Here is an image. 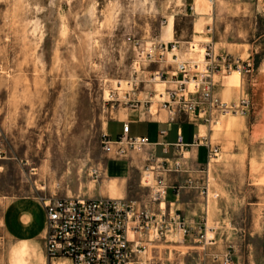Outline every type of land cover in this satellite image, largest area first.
<instances>
[{"label": "rangeland", "instance_id": "rangeland-1", "mask_svg": "<svg viewBox=\"0 0 264 264\" xmlns=\"http://www.w3.org/2000/svg\"><path fill=\"white\" fill-rule=\"evenodd\" d=\"M212 41L229 45L238 68L253 66L239 77L229 76L233 70L214 77L222 101L247 103L245 115L221 116L211 129L220 155L202 170L215 245L170 236L146 245L140 260L221 264L229 251L231 264H264V0H0V201L95 199L106 162H129L134 153L117 157L101 146L108 120L128 111L118 83L149 80L147 72L171 65L170 55L148 64L160 43L176 42L187 59L194 55H185L186 43L202 53ZM119 133L110 124L111 138ZM146 165L142 196L154 185ZM199 198L201 214L191 223L205 212ZM1 249L4 263L30 264L16 247Z\"/></svg>", "mask_w": 264, "mask_h": 264}, {"label": "built area", "instance_id": "built-area-1", "mask_svg": "<svg viewBox=\"0 0 264 264\" xmlns=\"http://www.w3.org/2000/svg\"><path fill=\"white\" fill-rule=\"evenodd\" d=\"M185 46V55L193 57L183 59L178 54L181 50L176 42L154 46L147 55L150 59L148 64L165 63V55L170 51L171 65L147 72L149 80L134 76L129 81L118 83L117 89L126 87L123 94L126 109L151 113L155 107V110L166 112L172 121L180 114L191 116L209 130L218 124L221 116L245 115V100H239L237 104L226 103L217 96L214 77L231 70L239 75L249 74L252 64L241 63L240 69L238 61H232L226 55L216 56L210 44L201 45L202 53L196 51L191 43ZM145 85H152V91L145 92ZM156 86H163V90L157 91ZM149 145L147 138L129 136L127 124L122 125L121 135L116 141H111L104 133L101 136L102 150L117 157H123L127 151H141ZM175 146L181 154L183 144L180 135ZM198 146L208 149L207 166L217 161L220 149L211 145L207 136L198 134L194 138L192 147ZM146 162L149 166L145 168V173L153 175L155 169L150 165L153 160ZM174 169H179L177 163ZM187 186L199 192L205 205L204 215L192 223L179 212L153 213L134 202L121 199H41L46 259H65L70 264H142L140 258L146 245L176 235L197 241L203 249L213 247L215 241L207 223V183L201 186L188 181ZM166 189L163 180L157 179L151 189V202L159 204L165 198ZM211 258L214 263L218 256ZM220 259L221 264H231L230 252L226 251Z\"/></svg>", "mask_w": 264, "mask_h": 264}, {"label": "crops", "instance_id": "crops-1", "mask_svg": "<svg viewBox=\"0 0 264 264\" xmlns=\"http://www.w3.org/2000/svg\"><path fill=\"white\" fill-rule=\"evenodd\" d=\"M206 39L211 42L209 37ZM212 43L216 56L229 55V45L219 44L218 41H212ZM231 84L229 78L226 86L234 88ZM217 96H221L219 92ZM112 123H116L120 129L119 135L114 138H111L109 134ZM124 124L129 126V136L147 138L150 145L138 151L139 154L135 151L130 153L131 161L129 162L118 160L106 162L102 172L103 180L98 185L100 191L94 198L131 201L153 213L179 212L186 220L199 216L202 210L199 197L202 196L198 191L188 188L187 183L192 181L201 186L208 183V174L202 170L207 165L208 149L204 146L192 147V144L198 134L207 136L211 144V130L191 116L180 114L172 121L168 114L161 110H155L153 113L138 110L125 111L114 119L108 120L103 129L104 134L111 141H116L121 135ZM178 135L181 136L184 147L181 154L175 146ZM148 159L153 160L150 165L154 167L155 172L152 177L154 185L151 188L147 187L149 189L147 192L152 193L151 189L160 178L167 187L165 198L159 204L151 202V194L142 196L141 193L143 192L142 170ZM176 163L179 167L177 170L174 169ZM110 168L114 171L111 177ZM7 199L0 201L1 246L11 249L16 247L26 253L30 264H70L65 259L48 261L45 257V218L42 206L28 196ZM1 246L0 264H7L3 261L4 249H1Z\"/></svg>", "mask_w": 264, "mask_h": 264}, {"label": "bare ground", "instance_id": "bare-ground-1", "mask_svg": "<svg viewBox=\"0 0 264 264\" xmlns=\"http://www.w3.org/2000/svg\"><path fill=\"white\" fill-rule=\"evenodd\" d=\"M167 56H169V53L167 54ZM230 75H231V76H232V75H236V76H238V77L240 76L239 73H237V72H234V73H232V74H229V76H230ZM233 79H234V78H233Z\"/></svg>", "mask_w": 264, "mask_h": 264}]
</instances>
